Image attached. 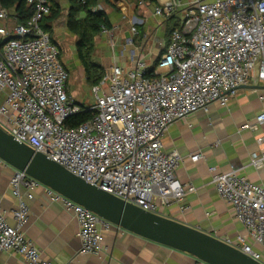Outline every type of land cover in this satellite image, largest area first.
I'll return each mask as SVG.
<instances>
[{"label":"built area","instance_id":"1","mask_svg":"<svg viewBox=\"0 0 264 264\" xmlns=\"http://www.w3.org/2000/svg\"><path fill=\"white\" fill-rule=\"evenodd\" d=\"M24 1L31 10L25 23L8 28L0 22V91L4 92L0 127L71 173L146 211L161 213L162 207L194 191L193 185L176 177L181 155L163 151L162 135L175 120L206 110L213 102L226 104L240 85L252 79L264 84V0L155 4L153 13L163 20L172 17L178 6L182 10L154 68L148 70L150 64L143 56L128 68L112 65L91 87L93 101L86 108L93 115L77 125L67 119L81 105L68 93V71L57 45L41 26L51 13V3ZM8 18V11L0 8V21ZM113 29L102 26L100 30L111 43ZM129 31L126 43L133 44L140 34L137 24L132 22ZM258 98L264 100V88ZM262 122L264 111L241 128H256ZM199 157V153L190 155L191 160ZM249 163L264 167V149L253 152ZM211 181L244 228V233L225 241L264 263L252 245L264 248V186L234 170L214 172ZM9 184L18 204L10 211L13 224L0 205V251L19 255L25 264H54L41 257L22 231L29 210L20 187L31 198L30 190L37 186L76 219L79 252L101 251L103 233L111 222L24 171L16 170Z\"/></svg>","mask_w":264,"mask_h":264},{"label":"crops","instance_id":"2","mask_svg":"<svg viewBox=\"0 0 264 264\" xmlns=\"http://www.w3.org/2000/svg\"><path fill=\"white\" fill-rule=\"evenodd\" d=\"M49 1L54 4L57 14L45 16L41 23L46 25V31L59 51V44L73 42L76 54L73 62L82 67L84 80L90 84L77 55V36L67 24L69 11L75 2ZM139 1L98 0V7L104 10L114 28L112 43L108 35L101 31L93 37L92 60L102 67L103 76L109 73L114 64L128 68L140 56L149 58V53L157 48V37L160 38L158 45L166 43V20L153 13L154 5L164 0H141L142 4ZM181 8L178 6L173 15L177 22ZM6 10L9 18L0 22L10 28L15 24L16 16L14 8ZM83 16L84 12L80 11L76 18ZM132 22L140 26V34L133 44H127ZM142 33H145L144 37ZM159 54L147 63L151 65ZM60 58L64 63L61 51ZM247 85L254 87H238L226 104L213 102L206 110H198L175 120L162 135L163 151H176L181 155L175 169L176 177L183 184L193 185L195 190L186 193L180 202L162 207L161 213L224 240L235 239L236 235L244 233V228L234 218L230 204L218 195L211 181L212 174L234 170L251 182L264 186V167L255 168L249 163L253 152L264 149V122L256 128H241L243 123H252L254 117L264 111V100L258 98V92L264 88V84L252 79ZM67 91L84 106L93 101L84 103L90 95L80 96V90L69 87L68 81ZM3 98L4 92L0 91V104ZM195 153L201 157L191 160L190 155ZM15 171L14 167L0 159V205L10 224H13L10 211L18 204V197L12 193L9 184ZM30 192L32 197L27 198L26 189L20 187L21 197L27 202L29 210L22 231L37 247L41 257L54 264H207L187 252L150 241L113 225L103 233L102 249L98 254L81 253L78 224L72 213L61 203L52 201L42 186L34 187ZM252 245L264 258V248L255 243ZM0 264L25 263L17 254L0 251Z\"/></svg>","mask_w":264,"mask_h":264},{"label":"water","instance_id":"3","mask_svg":"<svg viewBox=\"0 0 264 264\" xmlns=\"http://www.w3.org/2000/svg\"><path fill=\"white\" fill-rule=\"evenodd\" d=\"M239 87L254 85L245 84ZM0 159L93 211L113 226L187 252L207 264H264L210 232L162 213L146 211L85 181L40 151L16 140L1 127Z\"/></svg>","mask_w":264,"mask_h":264},{"label":"trees","instance_id":"4","mask_svg":"<svg viewBox=\"0 0 264 264\" xmlns=\"http://www.w3.org/2000/svg\"><path fill=\"white\" fill-rule=\"evenodd\" d=\"M74 2L75 3L74 5H72V9L69 11L67 24L70 30L77 36V55L84 68L87 81L90 82L91 86H93L97 84L103 76L102 67L92 60V52L94 47L93 37L100 32L102 26L106 28H111L112 25L108 20L104 10L98 8V0H83V2L79 0H74ZM0 6L6 9L14 8V15L16 16L15 24L25 23L31 11L30 8L25 5L24 0H0ZM80 11L84 12V16L82 18H76ZM56 14L57 9L51 2L50 15L51 17H53ZM177 24L178 22L174 18V16L166 20L165 36L167 37V39L170 31ZM41 26L45 31L47 30V27L45 24H43V22L41 23ZM49 36L50 40L55 43L54 40L51 38L50 34ZM58 56L60 58L59 49ZM154 65L155 61L148 68L150 72L154 68ZM79 104L81 105L80 111H78L67 119V122L71 125H77L79 123H82L93 115L92 110L87 109L86 106H84L82 103Z\"/></svg>","mask_w":264,"mask_h":264},{"label":"rangeland","instance_id":"5","mask_svg":"<svg viewBox=\"0 0 264 264\" xmlns=\"http://www.w3.org/2000/svg\"><path fill=\"white\" fill-rule=\"evenodd\" d=\"M138 28H140V26H138ZM159 41H160V38L157 37L156 38V47H158ZM72 44H73V42H68V41L65 43L59 44L60 51L62 54V59L68 68V73H69L68 86L69 87L74 86V87H76L77 90H80L79 91V93H81L80 96L83 95L84 97L85 96L88 97L90 95V98L84 102V103L88 104V103H91V101L93 100V95H92V91H91V84L87 83L84 80L82 67L74 64V62H73L76 54H75V51L73 49ZM159 52L160 51L158 48H154L153 52H151V54L149 53V58H147V61L150 62V60L154 59L156 57V54H158ZM255 244H257V243H255Z\"/></svg>","mask_w":264,"mask_h":264},{"label":"flooded vegetation","instance_id":"6","mask_svg":"<svg viewBox=\"0 0 264 264\" xmlns=\"http://www.w3.org/2000/svg\"><path fill=\"white\" fill-rule=\"evenodd\" d=\"M163 41H164V40H163ZM163 45H164V44L162 43V44H159L158 47H157V48L159 49L160 52H161L162 49H163Z\"/></svg>","mask_w":264,"mask_h":264}]
</instances>
